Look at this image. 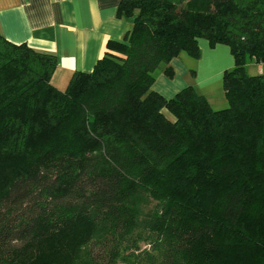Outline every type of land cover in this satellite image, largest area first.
Returning <instances> with one entry per match:
<instances>
[{
    "label": "trees",
    "instance_id": "1",
    "mask_svg": "<svg viewBox=\"0 0 264 264\" xmlns=\"http://www.w3.org/2000/svg\"><path fill=\"white\" fill-rule=\"evenodd\" d=\"M117 13L131 29L64 90L54 54L0 35V264H264V72L245 70L264 62V0ZM199 38L233 56L225 108L152 89Z\"/></svg>",
    "mask_w": 264,
    "mask_h": 264
},
{
    "label": "crops",
    "instance_id": "2",
    "mask_svg": "<svg viewBox=\"0 0 264 264\" xmlns=\"http://www.w3.org/2000/svg\"><path fill=\"white\" fill-rule=\"evenodd\" d=\"M120 1L0 0V35L12 43H25L35 50L54 54L56 67L50 82L58 90H64L74 72L91 71L106 51L108 40L121 41L131 29L133 16L117 13ZM198 44L202 53L193 65L189 63L191 56L180 53L170 62L173 77L157 71L152 89L169 98L192 85L206 96L210 106H217L220 97L205 91L212 83L222 85L223 70L233 67V56L226 45L211 47L203 38Z\"/></svg>",
    "mask_w": 264,
    "mask_h": 264
},
{
    "label": "rangeland",
    "instance_id": "3",
    "mask_svg": "<svg viewBox=\"0 0 264 264\" xmlns=\"http://www.w3.org/2000/svg\"><path fill=\"white\" fill-rule=\"evenodd\" d=\"M200 39L201 38L198 39V42L200 41ZM198 47H199V56H201L200 54L202 53V50H201L199 44H198ZM189 60H190L189 63H191L193 65L196 62L197 58L196 57H189ZM203 60H204V56H203ZM231 63H233V61H231ZM192 65L190 67H191V70L193 71L194 70V66H192ZM256 68H257V64H255L254 61L250 60V61H248L246 63L245 70H246L247 74H249V75H257ZM262 68H264V65H262ZM225 69H229V68L227 67ZM258 71H259V69H258ZM204 76H205V74L203 73V77ZM208 91L211 92V96H215L217 98L220 97V99H221V103L219 105L217 104V106H213V105L211 106L213 109H221V108H225V107L228 106V101H227L226 97L224 96L222 85H220V83H218V82L217 83H212L211 86L209 87V89L207 91H205V93L208 92ZM211 96L208 95L209 99H210ZM204 97L206 98V96H204ZM153 204H154L153 201H149V204H147V205L145 204L144 205V211L147 212L153 206ZM139 247L140 248H145L147 246L145 245V242L141 241V242H139ZM87 249H88V247H85L83 249V251L81 252V256H80L81 260H83V258H85L86 252H87L85 250H87ZM93 252H97V250H94ZM121 264H127V263H121Z\"/></svg>",
    "mask_w": 264,
    "mask_h": 264
},
{
    "label": "built area",
    "instance_id": "4",
    "mask_svg": "<svg viewBox=\"0 0 264 264\" xmlns=\"http://www.w3.org/2000/svg\"><path fill=\"white\" fill-rule=\"evenodd\" d=\"M254 63L257 64V68H256L257 74L261 73V72H264V68H262V65H264V62H255L254 61ZM258 69H259V71H258Z\"/></svg>",
    "mask_w": 264,
    "mask_h": 264
}]
</instances>
